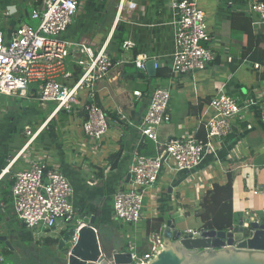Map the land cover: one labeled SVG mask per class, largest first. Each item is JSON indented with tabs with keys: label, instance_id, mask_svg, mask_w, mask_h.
I'll return each instance as SVG.
<instances>
[{
	"label": "crops",
	"instance_id": "0c3cea01",
	"mask_svg": "<svg viewBox=\"0 0 264 264\" xmlns=\"http://www.w3.org/2000/svg\"><path fill=\"white\" fill-rule=\"evenodd\" d=\"M40 1L32 0L31 9ZM168 1L126 0L118 14L120 0H113L109 28L101 31L95 27L96 19L100 11L106 9L108 0H83L65 37L82 41L94 51L107 43L106 51L124 61L96 86L98 103L117 122L110 125L100 147L96 148L81 129V117L62 113L60 125L54 123L40 133L25 155L44 158L70 180L73 187L71 199L76 209L74 220L85 215L99 216L97 234L105 253L127 251L131 246L139 254L147 252L151 246L147 236L151 232L157 233L167 219H172L182 232L200 229L202 220L195 211L201 198L214 184L224 185L229 175L232 178L233 225L240 217H248L245 212H250V219L264 222V125L256 113L248 119L253 128L243 132L240 142L235 140L236 135L215 142L217 155L207 157L195 171L193 180H189L185 173H162L157 183L147 191L143 217L138 224H123L113 214V193L119 186H128L132 153L137 150L144 155H155L158 150L153 140L140 137L136 125L146 111L151 89L158 84L166 85L168 77L152 76L147 68L140 70L132 61L137 56L146 55L157 59L160 67L168 70L167 62L174 48V26ZM196 1L205 13L216 59L206 70L193 76H183L172 85L171 120L157 128L159 141L186 135L204 138L197 115L203 103L222 85L233 96L236 93L234 97L247 94L254 85L264 90V25L254 29L252 22L257 16L248 17L242 13L248 0ZM20 2L0 0L4 33L27 23L28 13L19 7ZM124 41H132L133 45L123 48ZM228 56L230 61H226ZM31 90L33 88L30 94ZM134 90H139L141 95H133ZM5 97L6 101H0L4 108L0 126V201L5 206L0 210L4 215L0 219V229H7L9 233L3 235L11 245L16 241L11 251L24 250L25 253L29 248L33 249L32 240L35 239L10 228L12 223L18 222L11 203L10 184L14 173L26 166L24 156H16L26 142L25 129L34 131L38 126L35 121L34 127L28 123L20 125L27 115L42 114L43 111H36L34 104L37 101L31 95L27 98ZM41 106L43 110L49 107L48 104ZM52 109L43 117V122L51 115ZM121 114L126 116V120L120 119ZM242 126L245 127V123ZM117 151L120 152L117 165L110 168V154ZM6 167L8 172L2 173ZM7 189L9 194L5 193ZM66 227L63 221H58L56 228L44 240L56 242ZM25 241L29 244L24 245Z\"/></svg>",
	"mask_w": 264,
	"mask_h": 264
},
{
	"label": "built area",
	"instance_id": "2783aa9c",
	"mask_svg": "<svg viewBox=\"0 0 264 264\" xmlns=\"http://www.w3.org/2000/svg\"><path fill=\"white\" fill-rule=\"evenodd\" d=\"M82 2L41 0L27 14L37 21L35 27L21 23L7 33L2 30L0 18V96L27 98L31 95L41 105L54 104L51 115L40 126L34 131L25 129L26 142L16 155L24 156L26 166L13 175L11 203L16 220L31 231L38 226L44 231H52L58 221L68 226L73 223L76 211L71 199L72 184L59 168L36 155L33 158L25 156L36 137L46 130L49 120L54 117L55 124L59 126L62 113L69 116L78 114L86 139L96 148L100 147L110 125L117 122L98 103L96 86L124 61L106 51L107 43L94 51L82 41L65 37ZM125 2L120 0L118 14ZM196 2L168 1L174 26V48L167 62L168 83L151 89L146 111L136 125L140 137L153 140L158 150L155 155L134 151L128 167V186H119L113 193L112 211L123 224L140 222L147 191L157 183L162 173H185L189 180H193L195 171L207 157L217 155L215 142L223 141L230 135H236L235 140L240 142L243 132L253 128L248 119L255 113L264 125V90L259 85H254L241 97H234L222 85L203 103L197 115L204 138L186 135L158 140L157 128L171 120L172 85L183 76H193L206 70L216 59L205 13ZM242 13L248 17L257 16L252 22L254 29L264 25L263 1L248 0ZM131 45L132 41L122 43L123 48ZM150 59L154 61L153 69L156 71L160 63L155 58L140 55L132 62L136 68L145 71L146 62ZM230 60L228 56L226 61ZM74 67L78 69L76 76ZM32 84H36L37 88H33L30 94ZM133 95L140 96L141 92L134 90ZM3 109L0 105V126ZM120 119L126 120V116L121 114ZM244 123L245 127L242 126ZM5 171L8 172V167L2 173ZM4 208V203L0 201V210ZM245 216L250 217V212H245ZM198 231L189 229L186 233ZM147 237L151 243L147 252L139 254L134 246L130 247L132 264L147 263L159 251L158 245L163 247L157 233L151 232ZM0 264H5L1 251Z\"/></svg>",
	"mask_w": 264,
	"mask_h": 264
},
{
	"label": "water",
	"instance_id": "95a60500",
	"mask_svg": "<svg viewBox=\"0 0 264 264\" xmlns=\"http://www.w3.org/2000/svg\"><path fill=\"white\" fill-rule=\"evenodd\" d=\"M153 62H146L152 76ZM98 227V215L76 219L57 240L58 256L65 264H132L129 250H102ZM157 236L163 247L158 245L159 251L145 264H264V222L249 217H240L227 231L201 227L194 234L182 232L167 219ZM0 240L12 249L5 235Z\"/></svg>",
	"mask_w": 264,
	"mask_h": 264
},
{
	"label": "rangeland",
	"instance_id": "374dc122",
	"mask_svg": "<svg viewBox=\"0 0 264 264\" xmlns=\"http://www.w3.org/2000/svg\"><path fill=\"white\" fill-rule=\"evenodd\" d=\"M31 1L32 0H21L19 7L22 6L23 11L29 13L31 11V6H30ZM112 3H113V0H108V3L105 4L106 9H102L100 11L99 16L97 15L96 25H95L96 29L98 28L101 31H103V29L109 28L110 20L113 17V9L111 6ZM197 5L199 6L198 3H197ZM26 22L30 23V25L33 27H35L37 25V21L32 20L29 17H26ZM96 32H100V31H96ZM101 36H104V34H102ZM96 40L100 41L99 37H96ZM32 88H37V85L32 84L30 86V89H32ZM235 95H236V93H235ZM6 99H7V97L0 96V101H2V100L6 101ZM34 106H35L34 108L36 109V111L42 110L43 113L42 114H34L31 116L27 115L25 118V121L20 125V127L23 126L24 123H28V124H31L33 126L35 124L34 121L36 122V124L38 126H40L43 122L42 121L43 117L54 107V104L48 103L49 107L45 108L44 110H43V107L38 102H36V104H34ZM145 200H146V198H145ZM145 204H146V201L144 202V205ZM3 218H4V215L2 213H0V219H3ZM126 225H129V224H126ZM10 228H11V230L15 231L16 233H20L23 235L28 234L32 238H34L35 240H32L33 249L29 248V250H27V252H25V253H24V250H20V251L19 250H14V251L10 250V251L6 252L7 264H64L65 263V261L63 259L56 256V254H55L56 246L53 243H52V246H54V248H53L52 252L48 249V247L46 245H44L43 247H39V244H41V242L44 240V237H46L48 235V233H50V231H48V232L44 231L43 227H41V226H38L34 231L33 230L31 231L29 228L23 226L22 222H20V221L12 223V225H10ZM0 230H1L0 232L2 233V235L9 233L7 231V229L5 230L4 227H2ZM47 240H49V239H46V241ZM14 241H12V246L16 245L15 244L16 241L15 242ZM24 243H25L24 245H28L29 241H25ZM0 247H1V250L4 249L3 246H0Z\"/></svg>",
	"mask_w": 264,
	"mask_h": 264
},
{
	"label": "trees",
	"instance_id": "16d2710c",
	"mask_svg": "<svg viewBox=\"0 0 264 264\" xmlns=\"http://www.w3.org/2000/svg\"><path fill=\"white\" fill-rule=\"evenodd\" d=\"M258 44V43H257ZM264 71V70H263ZM74 74H78V69L74 71ZM169 75V71L166 67H158L155 71L156 77L166 78ZM264 78V72H263ZM64 114H66L64 112ZM62 115V114H61ZM60 115V116H61ZM55 118H51L47 123V128L54 125ZM120 152H114L110 154L109 166L114 168L117 165ZM13 184L11 181L10 188ZM11 191V190H10ZM5 193L9 194L7 189ZM5 197V194L3 198ZM195 215L202 220V228L204 229H216L227 231L232 228L233 225V212H232V178L228 176V181L224 185L214 184L212 189L208 190L201 198L198 208L195 211ZM0 245H3L1 253L4 255V261L6 262L5 253L10 249L0 240Z\"/></svg>",
	"mask_w": 264,
	"mask_h": 264
},
{
	"label": "flooded vegetation",
	"instance_id": "af4514ba",
	"mask_svg": "<svg viewBox=\"0 0 264 264\" xmlns=\"http://www.w3.org/2000/svg\"><path fill=\"white\" fill-rule=\"evenodd\" d=\"M52 243L56 246L55 254H56V256H58L59 251L57 249V241L56 242H50V241L43 240L41 242V244H39V247H43L44 245H46L48 247V249L52 252L53 248H54V246H52Z\"/></svg>",
	"mask_w": 264,
	"mask_h": 264
}]
</instances>
